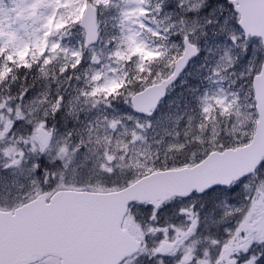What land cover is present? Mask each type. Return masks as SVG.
Wrapping results in <instances>:
<instances>
[{"label":"snow or ice","instance_id":"snow-or-ice-1","mask_svg":"<svg viewBox=\"0 0 264 264\" xmlns=\"http://www.w3.org/2000/svg\"><path fill=\"white\" fill-rule=\"evenodd\" d=\"M0 264H264V0H0Z\"/></svg>","mask_w":264,"mask_h":264}]
</instances>
